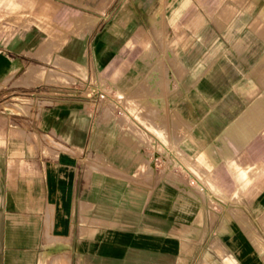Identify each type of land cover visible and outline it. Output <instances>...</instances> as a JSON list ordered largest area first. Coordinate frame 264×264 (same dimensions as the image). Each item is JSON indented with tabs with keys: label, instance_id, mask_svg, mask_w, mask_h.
Instances as JSON below:
<instances>
[{
	"label": "crops",
	"instance_id": "0c3cea01",
	"mask_svg": "<svg viewBox=\"0 0 264 264\" xmlns=\"http://www.w3.org/2000/svg\"><path fill=\"white\" fill-rule=\"evenodd\" d=\"M236 1L244 5V0ZM170 4L176 9L180 2L171 0ZM184 4L190 7V0ZM12 5L17 7L13 1ZM125 5L120 4L107 18L105 28L70 35L72 39L58 51L80 73L87 70L88 84H93L92 72L117 68L120 62L110 58L130 51L125 39L130 29L138 26L142 31V19L131 18ZM181 10L168 19L176 37L169 73L173 84L188 85L191 94H201L199 85L218 61L211 60L195 73L191 65L180 62L182 54L191 50V36H199L197 28L192 29L199 20L191 25V13ZM231 14L232 9L226 8L215 22L224 27ZM102 16L92 13L76 18L94 21L96 27ZM47 19L45 11L29 15L31 22ZM260 22H264V9L257 17L256 23ZM49 36L32 22L30 28L0 38V93L6 80L11 77L13 83V76L26 67V58L48 52ZM54 36L69 35L55 32ZM90 48L95 60L84 61ZM126 68L122 76L108 77L109 81L131 84ZM59 71L75 75L79 83L86 81L67 68ZM185 73L194 78L183 79ZM41 85L33 86L29 115L17 113L12 118L10 136L4 137L5 118L0 116V264H264L260 236L264 155L259 152L264 142L258 139L264 119L256 125L257 119L247 114L259 99L254 96L256 89L247 97V108L236 114L212 112L214 105L211 112L183 116L191 125L185 129L190 137L186 150L195 166L191 176L195 173L202 184L185 193L189 201L178 193V187L149 184L161 169L145 151L150 142L141 138L144 130H131V112H93L67 86L60 85L51 93ZM226 132L227 145L222 140ZM159 145L167 151L164 144ZM166 172V177L175 175ZM212 189L220 197L235 198L234 205L229 204L235 207L229 216L216 222L202 218V210H196L195 195L206 196ZM236 210L244 212L250 224L231 220ZM184 212L191 220L184 219Z\"/></svg>",
	"mask_w": 264,
	"mask_h": 264
},
{
	"label": "rangeland",
	"instance_id": "374dc122",
	"mask_svg": "<svg viewBox=\"0 0 264 264\" xmlns=\"http://www.w3.org/2000/svg\"><path fill=\"white\" fill-rule=\"evenodd\" d=\"M12 1L17 7L12 5ZM170 1L0 0V38L8 39L16 31L30 28L32 22L50 34L47 37L50 46L48 52L26 58V67L12 78L15 81L11 83L9 77L4 84V90L0 93V116L5 118L6 124L4 137L10 136L12 118L17 113L29 115L34 103L31 96L34 92L33 86L41 83V87L51 93H55L53 89H57L60 85L67 86L71 94L79 96L76 99L84 101L85 109L93 112H131V130L133 132L137 128L144 130L141 138L150 142V146L145 151L154 164L157 163V167L162 170L159 171V175H152L153 181L149 180V184L159 182L160 187H178V193L191 201V197L186 194H190L193 190L191 191V186L185 178L189 173L188 170L191 174V168L195 166L191 165L193 160L186 150V140L190 138L186 130H190L191 125L183 116L191 115L188 112H211V106L214 105L212 112L236 114L247 108V97L256 89L254 96L259 99L249 107L250 112H247L248 110L245 112L257 119L256 125L264 119V22L258 23L259 25L256 23L258 15L264 9V0H244L243 6H240L236 0H190V7L184 4L188 0H179L180 5L176 6V9ZM70 2H78L81 5L76 7L70 5ZM125 2L127 14L131 18L142 19V31L138 26L130 29V36L125 38L130 51L110 58L112 61L120 62L117 68L104 69L95 74L92 72L90 81L93 84H88L87 70L80 73L75 68V64L64 59L58 51L66 40L72 39L70 35H78L82 30L105 28L107 18ZM226 8H231L232 14L220 29L215 20L221 19L220 14ZM177 9L191 13V25L194 19L199 20L192 25V29L197 28L195 33L199 36H191V50L189 53L187 51V54H182L181 59L184 60L180 62L191 65V72L195 73L208 66L211 60L218 61L199 85L201 94L195 91L191 94L188 85L173 84L169 73L173 65L170 49L173 48L176 37L168 19ZM44 11L48 18L43 20L44 23L29 20L30 14ZM92 13L103 15L99 26L95 27L94 21L76 18L77 15L84 14L86 17V14ZM180 22L183 23V19ZM55 32H65L69 36L58 38L54 36ZM78 38L75 36L73 39ZM83 60H95L91 48ZM124 66L128 67L126 70L131 77V84L111 83L112 80L109 81L108 77L122 76ZM61 67L84 77L86 81L77 82L79 79L77 80L75 75L60 72ZM177 71L175 69L176 76H178ZM184 75L183 79L194 78L193 74ZM232 83L236 85L231 86ZM231 88L233 89L230 91ZM94 97L97 99L94 100ZM227 139L226 132L222 138L226 145ZM258 139L264 142V130L258 134ZM160 143L169 150L166 151L159 145ZM259 152L260 155H264V143H261ZM166 171L175 174L174 177L172 175L166 177ZM162 173L164 178L162 177L161 180L159 177ZM192 174L198 182V176ZM213 183L218 186V181L213 180ZM198 185L202 184L198 183ZM201 189L203 190L202 186ZM195 197L202 203H198L195 199L199 205L196 210H202V218L208 217L214 222L229 216L228 211L235 208L229 206L231 201L234 205V197L233 199L220 197L214 190L209 191L206 196L197 193ZM186 199L184 202H187ZM236 211L231 212L230 219L239 222L240 225L250 224V219L244 212L240 213L247 217V221L236 217L238 215ZM183 217L191 220L188 212H184ZM260 231L261 239L264 241V229L261 228Z\"/></svg>",
	"mask_w": 264,
	"mask_h": 264
},
{
	"label": "built area",
	"instance_id": "2783aa9c",
	"mask_svg": "<svg viewBox=\"0 0 264 264\" xmlns=\"http://www.w3.org/2000/svg\"><path fill=\"white\" fill-rule=\"evenodd\" d=\"M155 161H157V160H155ZM173 165H175V164H173ZM184 174H186V173H184ZM185 180H186V182L189 183V185L191 187H193V186H195V185H197L199 183V182H197L196 178H194L193 176H191L190 173H188L187 178H185Z\"/></svg>",
	"mask_w": 264,
	"mask_h": 264
},
{
	"label": "bare ground",
	"instance_id": "6f19581e",
	"mask_svg": "<svg viewBox=\"0 0 264 264\" xmlns=\"http://www.w3.org/2000/svg\"><path fill=\"white\" fill-rule=\"evenodd\" d=\"M216 23L221 27V24L219 23V21L217 20L216 21ZM181 65V64H180ZM185 68V67H184ZM186 72V71H185ZM122 94H124V93H122ZM167 150H169V149H167ZM241 211H236V213L238 214L236 217H239V218H243V220H246L247 219V217H245V215H243V214H241L240 213ZM234 218V217H233ZM232 220V219H231ZM247 221V220H246ZM248 225V224H247ZM256 236V235H255Z\"/></svg>",
	"mask_w": 264,
	"mask_h": 264
}]
</instances>
